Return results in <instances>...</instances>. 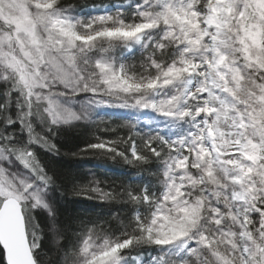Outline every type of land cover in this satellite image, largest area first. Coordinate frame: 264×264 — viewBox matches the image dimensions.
Segmentation results:
<instances>
[{
	"label": "rangeland",
	"instance_id": "374dc122",
	"mask_svg": "<svg viewBox=\"0 0 264 264\" xmlns=\"http://www.w3.org/2000/svg\"><path fill=\"white\" fill-rule=\"evenodd\" d=\"M217 1L222 2L213 7ZM55 4V0H0V40L7 45L2 57L10 69L3 75L15 71L17 45L32 63V49L36 50L39 35L36 25L42 16L55 12L47 22L49 30L62 39L71 62L84 78L75 108L78 115L82 114L79 117L87 120L85 117L90 119L98 111L130 115L136 125L145 124L146 131H154L173 144L174 155L162 172V195L154 205L147 233L158 252H182L205 239L211 244L208 236L197 237L202 214H221L219 219L234 214L244 264H257L260 258L264 263V256L259 254L264 248L258 245L261 237L264 244V231L258 228L256 221L260 219L254 215L264 176V143L260 142L264 135L256 114L259 108L264 113V103L258 105L257 99L250 98L253 108L239 106L237 96L243 89H238L245 86V79L236 70L230 79L232 66L228 62L229 50L240 48L248 66L258 68V54L263 52L264 0H134L124 7L115 5L87 13L72 8L56 12ZM215 9L214 17L211 12ZM4 27L13 32L12 38L8 39ZM113 44L115 51L97 55ZM169 49L172 55L159 56L161 52L167 55ZM135 50L142 51L152 65L144 69L145 73L126 72L130 67L125 57ZM162 57L158 63L157 58ZM96 58L110 59L113 64L107 80L102 78L100 84L96 71H92ZM90 96H95L96 102ZM127 101L143 107V115L111 107L112 103ZM165 102L171 105L160 108ZM158 108L166 110L165 115H159L162 110ZM232 147L239 150L231 152ZM215 183L222 195L229 190L230 208H213ZM3 194L0 188V198ZM86 242H82L80 258L85 259L80 264H142L137 257L128 261L120 257L127 243L90 255ZM31 247L37 248L34 242ZM159 263L151 258L147 264Z\"/></svg>",
	"mask_w": 264,
	"mask_h": 264
},
{
	"label": "trees",
	"instance_id": "16d2710c",
	"mask_svg": "<svg viewBox=\"0 0 264 264\" xmlns=\"http://www.w3.org/2000/svg\"><path fill=\"white\" fill-rule=\"evenodd\" d=\"M55 1L56 12L72 8L87 13L91 9H112L115 5L124 7L134 0ZM54 14L42 16L36 25L35 33L39 35L36 34V50L32 49V63L19 52L24 54V50L16 46L14 52L19 60L11 75H3L10 69L2 57L6 42L0 40V188L4 191L0 208L8 199L20 204L29 242L37 246L32 249L36 264H80L84 240L90 255L127 243L120 257L124 261L137 257L142 264L149 263L151 258L159 260V264H244L234 214L221 219L218 218L221 214H202L197 237L208 236L211 244L205 239L182 252L179 249L161 254L147 238L154 205L162 195V172L174 155L173 144L163 141L154 131H146L145 124L136 125L130 115L98 111L90 119L85 117L87 120L79 117L82 114L78 115L75 108L84 78L71 62V53L62 39L49 30L47 22ZM4 28L8 39L12 38L13 32ZM263 44L258 68L248 66L240 48L228 52L230 79L234 70L245 79V86L237 88L243 89L237 96L243 109L253 108L250 98L257 99L258 105L264 103ZM113 50L116 44L103 47L101 54L97 51L95 55ZM167 52L159 56L172 55V49ZM125 60L130 67L127 73H132L131 70L145 73L144 69L151 65L139 50L129 53ZM162 60L163 57L157 58L158 63ZM109 61L96 58L92 71H96L98 84L102 78L107 80L106 74L113 66ZM89 98L96 102L95 96ZM166 105L171 102L159 107ZM111 107L132 109L139 116L144 109L130 101L112 103ZM259 111L256 115L264 135V113L261 108ZM163 112L166 110L159 115H165ZM260 142L264 143V137ZM261 156L264 162V146ZM219 186L215 183L212 189V206L216 210L230 208L229 190L222 195ZM5 196L8 198L3 199ZM254 210L255 217L260 219L257 226L263 232L264 176ZM262 239L258 245L264 248ZM259 254L264 256V249ZM0 264H6L1 246ZM257 264H264L261 258Z\"/></svg>",
	"mask_w": 264,
	"mask_h": 264
},
{
	"label": "water",
	"instance_id": "95a60500",
	"mask_svg": "<svg viewBox=\"0 0 264 264\" xmlns=\"http://www.w3.org/2000/svg\"><path fill=\"white\" fill-rule=\"evenodd\" d=\"M0 246L6 264H36L22 208L15 199L4 201L0 208Z\"/></svg>",
	"mask_w": 264,
	"mask_h": 264
},
{
	"label": "bare ground",
	"instance_id": "6f19581e",
	"mask_svg": "<svg viewBox=\"0 0 264 264\" xmlns=\"http://www.w3.org/2000/svg\"><path fill=\"white\" fill-rule=\"evenodd\" d=\"M222 1H217L213 4V7H216L219 3H221ZM212 15L215 17L217 15V12H216V9L213 10L212 12ZM226 123L225 122H222L221 125H225ZM227 127V126H226ZM239 149L236 148V147H232L231 148V152H237Z\"/></svg>",
	"mask_w": 264,
	"mask_h": 264
}]
</instances>
